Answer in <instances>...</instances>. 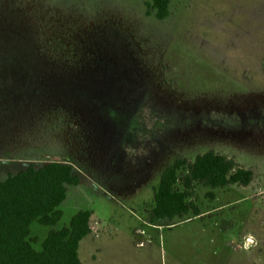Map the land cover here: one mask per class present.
I'll use <instances>...</instances> for the list:
<instances>
[{"label":"rangeland","instance_id":"1","mask_svg":"<svg viewBox=\"0 0 264 264\" xmlns=\"http://www.w3.org/2000/svg\"><path fill=\"white\" fill-rule=\"evenodd\" d=\"M148 1L0 0V180L53 156L80 175L36 250L89 210L82 264H264V0ZM208 150L250 184L148 221L163 170Z\"/></svg>","mask_w":264,"mask_h":264},{"label":"trees","instance_id":"2","mask_svg":"<svg viewBox=\"0 0 264 264\" xmlns=\"http://www.w3.org/2000/svg\"><path fill=\"white\" fill-rule=\"evenodd\" d=\"M169 3L170 0H150L147 12L164 19L170 13ZM4 112L6 108L0 106V114ZM252 179V170L213 150L196 155L192 161L179 158L161 173L147 220L173 219L188 213L197 216L200 209L193 198L197 185L211 189L247 186ZM79 182L74 166L58 156L39 165L30 162L0 180V264H82L78 248L91 232L89 210H79L67 226L49 230L40 250L33 247L30 239L31 223L54 226L60 220L62 211L58 207L66 199L68 187ZM208 195L213 197L212 192Z\"/></svg>","mask_w":264,"mask_h":264},{"label":"crops","instance_id":"3","mask_svg":"<svg viewBox=\"0 0 264 264\" xmlns=\"http://www.w3.org/2000/svg\"><path fill=\"white\" fill-rule=\"evenodd\" d=\"M81 242V241H80Z\"/></svg>","mask_w":264,"mask_h":264}]
</instances>
